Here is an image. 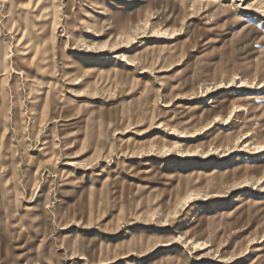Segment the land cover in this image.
Segmentation results:
<instances>
[{"label": "rangeland", "instance_id": "374dc122", "mask_svg": "<svg viewBox=\"0 0 264 264\" xmlns=\"http://www.w3.org/2000/svg\"><path fill=\"white\" fill-rule=\"evenodd\" d=\"M0 264H264V0H0Z\"/></svg>", "mask_w": 264, "mask_h": 264}, {"label": "crops", "instance_id": "0c3cea01", "mask_svg": "<svg viewBox=\"0 0 264 264\" xmlns=\"http://www.w3.org/2000/svg\"><path fill=\"white\" fill-rule=\"evenodd\" d=\"M10 6V5H9ZM10 7H14V6H10Z\"/></svg>", "mask_w": 264, "mask_h": 264}, {"label": "bare ground", "instance_id": "6f19581e", "mask_svg": "<svg viewBox=\"0 0 264 264\" xmlns=\"http://www.w3.org/2000/svg\"><path fill=\"white\" fill-rule=\"evenodd\" d=\"M16 119V118H15Z\"/></svg>", "mask_w": 264, "mask_h": 264}]
</instances>
